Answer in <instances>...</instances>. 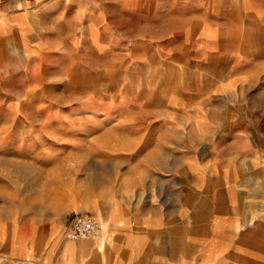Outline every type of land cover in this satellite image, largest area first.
<instances>
[{"label": "rangeland", "instance_id": "obj_1", "mask_svg": "<svg viewBox=\"0 0 264 264\" xmlns=\"http://www.w3.org/2000/svg\"><path fill=\"white\" fill-rule=\"evenodd\" d=\"M154 3L89 30L67 11L55 48L0 70V254L103 208L135 231L121 264L139 233L157 238L150 264H256L264 11Z\"/></svg>", "mask_w": 264, "mask_h": 264}, {"label": "crops", "instance_id": "obj_2", "mask_svg": "<svg viewBox=\"0 0 264 264\" xmlns=\"http://www.w3.org/2000/svg\"><path fill=\"white\" fill-rule=\"evenodd\" d=\"M156 1L160 11H183L186 2L192 3L191 11H264V0H0V70L6 71L7 65L35 61L41 49L55 48L56 41L48 32L55 31L58 25L70 24L67 11H78V23L89 30L93 28L92 19L102 16V11H152ZM95 217L101 230L91 237L71 241L69 228L60 225L52 240L49 238L55 230L37 241L24 243V248L0 254V264H121L117 245L123 249L124 257L129 256L127 245L133 241L135 231L123 226L116 209L107 214L100 208ZM244 222L251 220L232 223ZM257 223L264 225V215L257 217ZM137 227L138 222L134 229ZM247 241L243 236L235 241L233 255L244 256ZM254 244L256 264H264V237H257ZM134 246L138 248V264H150L158 241L139 233ZM229 264L241 263H232L231 259Z\"/></svg>", "mask_w": 264, "mask_h": 264}, {"label": "built area", "instance_id": "obj_3", "mask_svg": "<svg viewBox=\"0 0 264 264\" xmlns=\"http://www.w3.org/2000/svg\"><path fill=\"white\" fill-rule=\"evenodd\" d=\"M99 222L97 218L87 212H81L74 215L70 222L69 237L75 241L87 238L99 231Z\"/></svg>", "mask_w": 264, "mask_h": 264}, {"label": "bare ground", "instance_id": "obj_4", "mask_svg": "<svg viewBox=\"0 0 264 264\" xmlns=\"http://www.w3.org/2000/svg\"><path fill=\"white\" fill-rule=\"evenodd\" d=\"M87 208V207H86ZM112 218H113V216H112ZM98 220V219H97ZM110 220V219H109ZM98 222H99V231L101 230V224H100V221L98 220ZM111 223V222H110ZM89 237H91V236H89ZM70 238V237H69ZM83 239H85V238H83ZM71 240V239H70ZM78 240H82V239H78ZM78 240H75V241H78ZM71 241H73V240H71ZM67 245V244H66Z\"/></svg>", "mask_w": 264, "mask_h": 264}]
</instances>
